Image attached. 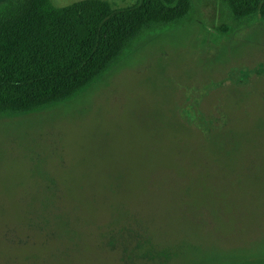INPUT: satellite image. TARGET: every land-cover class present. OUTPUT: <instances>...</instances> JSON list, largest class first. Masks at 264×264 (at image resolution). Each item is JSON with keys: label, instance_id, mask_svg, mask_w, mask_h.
I'll return each instance as SVG.
<instances>
[{"label": "rangeland", "instance_id": "rangeland-1", "mask_svg": "<svg viewBox=\"0 0 264 264\" xmlns=\"http://www.w3.org/2000/svg\"><path fill=\"white\" fill-rule=\"evenodd\" d=\"M187 1L64 96L0 113V264H264V19ZM192 98L230 120L220 144L179 123Z\"/></svg>", "mask_w": 264, "mask_h": 264}, {"label": "trees", "instance_id": "trees-1", "mask_svg": "<svg viewBox=\"0 0 264 264\" xmlns=\"http://www.w3.org/2000/svg\"><path fill=\"white\" fill-rule=\"evenodd\" d=\"M222 1L235 16L255 14L264 19V0ZM157 4L171 11L169 21L184 16L189 7L187 0H139L126 9L99 13L100 4L93 0L61 9L49 0L1 1L0 113L26 112L67 94L63 91L77 85L102 53L125 48L144 29L159 23ZM216 88L212 85L200 93ZM191 101L184 107L178 105L179 123L200 132L205 143L220 144L224 137L213 131L230 120L216 104L219 116L209 113L210 117L203 119L199 100Z\"/></svg>", "mask_w": 264, "mask_h": 264}]
</instances>
